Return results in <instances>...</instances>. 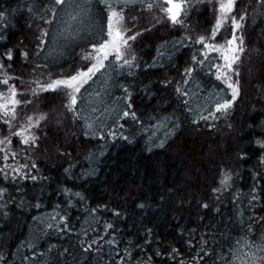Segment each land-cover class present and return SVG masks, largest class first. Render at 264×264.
<instances>
[{"label":"trees","instance_id":"obj_1","mask_svg":"<svg viewBox=\"0 0 264 264\" xmlns=\"http://www.w3.org/2000/svg\"><path fill=\"white\" fill-rule=\"evenodd\" d=\"M125 1L0 0L6 86L37 118L22 136L0 116V264H264V0L235 4L234 98L199 47L208 5L153 25L156 0ZM112 10L138 20L128 51L72 102L42 88L106 40Z\"/></svg>","mask_w":264,"mask_h":264},{"label":"rangeland","instance_id":"obj_2","mask_svg":"<svg viewBox=\"0 0 264 264\" xmlns=\"http://www.w3.org/2000/svg\"><path fill=\"white\" fill-rule=\"evenodd\" d=\"M123 1L128 3L125 0ZM172 2L179 4L180 11L171 6ZM238 2L237 0H156L153 5L145 8L148 10L147 13L150 17L147 19L153 25L165 23V20L172 25L186 22L188 14L198 10L199 6L202 5H208L211 11L215 12L211 32L201 39L199 47L203 48L204 57L212 52L218 53L217 64L219 67L217 68V75L233 98L238 89V75L236 72L238 65H240L239 57L243 52V44L239 35L240 23L238 18L234 16L235 4ZM134 20L132 21L135 24L129 25L125 11H110L107 20L108 35L106 40L97 47L92 48L82 58L78 70L72 76L64 79L48 81V83L46 81L42 82L49 84L45 87L40 84L37 86L49 90L62 89L67 96V100L70 98V102H72L79 93L81 86L99 71V68L110 56L119 57L122 53L128 51L132 39L137 35L134 29L138 26V20ZM6 79L0 62V85H2L0 86V116L7 119V123L18 121L20 124L17 131L22 136H26L28 135L27 132L32 131L36 124H32L31 120L34 121L35 119L37 121V118L31 114L33 113L31 109L25 112L22 111V108L26 106L24 104L26 100L23 101L22 99L23 91H19L12 85L6 86ZM220 110L226 109L220 108L218 111ZM7 141L9 140L6 135L0 138V146L7 144Z\"/></svg>","mask_w":264,"mask_h":264},{"label":"water","instance_id":"obj_3","mask_svg":"<svg viewBox=\"0 0 264 264\" xmlns=\"http://www.w3.org/2000/svg\"><path fill=\"white\" fill-rule=\"evenodd\" d=\"M171 6L173 7V8H177L178 9V11H180V9H179V4L176 2H172L171 3Z\"/></svg>","mask_w":264,"mask_h":264}]
</instances>
